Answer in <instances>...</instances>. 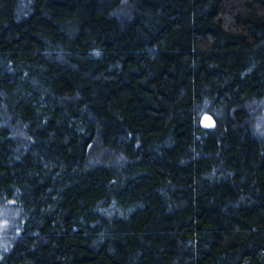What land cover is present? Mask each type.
I'll list each match as a JSON object with an SVG mask.
<instances>
[{"label":"trees","instance_id":"obj_1","mask_svg":"<svg viewBox=\"0 0 264 264\" xmlns=\"http://www.w3.org/2000/svg\"><path fill=\"white\" fill-rule=\"evenodd\" d=\"M0 207V264H264V0H0Z\"/></svg>","mask_w":264,"mask_h":264},{"label":"rangeland","instance_id":"obj_2","mask_svg":"<svg viewBox=\"0 0 264 264\" xmlns=\"http://www.w3.org/2000/svg\"><path fill=\"white\" fill-rule=\"evenodd\" d=\"M6 208L0 207V251L11 244L10 236L16 228L17 213H8Z\"/></svg>","mask_w":264,"mask_h":264},{"label":"water","instance_id":"obj_3","mask_svg":"<svg viewBox=\"0 0 264 264\" xmlns=\"http://www.w3.org/2000/svg\"><path fill=\"white\" fill-rule=\"evenodd\" d=\"M200 124L204 128H213L216 125V121L210 113L206 112L201 115Z\"/></svg>","mask_w":264,"mask_h":264}]
</instances>
